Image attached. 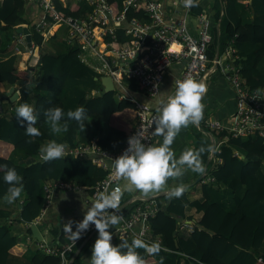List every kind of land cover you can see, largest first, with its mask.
I'll return each instance as SVG.
<instances>
[{
  "label": "trees",
  "instance_id": "obj_1",
  "mask_svg": "<svg viewBox=\"0 0 264 264\" xmlns=\"http://www.w3.org/2000/svg\"><path fill=\"white\" fill-rule=\"evenodd\" d=\"M236 1L223 0L221 30L217 33L213 27L205 51L210 59L223 48L232 47V61L244 83L249 87L264 86V0H250L252 17L247 20L237 13ZM53 2L60 13L82 16L90 9L82 0ZM218 16L217 10L215 18ZM43 17V13L37 17L23 0H0V54L8 52L16 43L14 26L17 24H26L31 41L22 66H17L18 58L14 53L0 58V95L6 86L19 84L16 99L2 102L3 96H0V166L15 168L23 183L20 198L11 204L5 202L9 185L3 179L5 169L0 168V264H16V260L10 258L20 256L27 249L29 243L19 233L29 234V223L39 215L44 205V182L64 179L88 187L81 191L86 195L90 186L106 172L90 157L66 155L63 159L46 163L41 159L40 148L51 140L71 147L93 138L101 149L114 152L135 123L133 102L125 95L118 96L119 90L115 87L102 90L98 79L100 74L80 60L79 45L68 40L66 33L63 32L61 37L62 49H42L43 34L36 22ZM124 17L140 19L145 14L142 7L128 5L124 8ZM114 31L121 40L122 29L116 27ZM56 32L49 37H54ZM20 49L23 50V46ZM121 80L130 92L139 94L141 91L134 78L123 76ZM97 90L99 94H96ZM23 103L36 109L38 118L35 126L40 130V136L25 135V128L18 122L16 108ZM78 106L87 110L84 131L75 121H68V132L57 137L51 134L44 111L61 107L67 113ZM87 125L93 131L90 138L86 135ZM199 125L215 141L227 134L225 130L209 128L203 120ZM29 140L32 142L28 143ZM202 144L210 145L208 134L196 129L194 148L198 149ZM234 150L238 154H234ZM13 152H18L21 157L18 160L11 157ZM206 155H202L203 162ZM213 156L215 161L208 159L203 176L191 185L198 187L199 198L189 200L185 192L181 197L170 200L164 193L153 196L157 207L147 219L148 228L166 249L155 255L137 249L146 264H264V251L258 255L255 251L264 235V139L257 136L228 137L215 147ZM226 194L229 204L222 200ZM189 207L194 208L196 216L185 213ZM183 217L192 218L191 230L176 227L177 219ZM73 219H67V222ZM48 232L54 244L69 238L63 227L58 225H52ZM97 236L89 237L69 264H90L92 245ZM111 243L119 245L121 242L112 237ZM88 247L89 253L82 256ZM58 262V255L45 253L39 248H31L27 258V264Z\"/></svg>",
  "mask_w": 264,
  "mask_h": 264
},
{
  "label": "built area",
  "instance_id": "obj_2",
  "mask_svg": "<svg viewBox=\"0 0 264 264\" xmlns=\"http://www.w3.org/2000/svg\"><path fill=\"white\" fill-rule=\"evenodd\" d=\"M23 1L33 3L41 9L44 17L36 23L37 28L42 30L43 36L63 27L68 40L76 41L79 45L80 60L100 75H108L113 88L123 86L121 80L123 76L131 77L140 85L142 94L150 99L158 94L169 66L174 63L180 65V69L171 79L170 91L154 104L119 90L118 96L125 95L133 102L135 123L132 131L116 151L101 149L93 138L71 147L66 145L67 155L90 157L92 162L106 170L104 175L90 186L89 193L83 198L84 210L73 217L74 222L83 219L96 194L108 187L110 182L109 190L121 186L120 181L114 178V159L127 149L128 138L132 135L141 136L142 142L146 145L152 143L160 101L166 100L175 92L178 80L188 76L202 79L207 72L215 70L221 72L233 89L234 109L227 122L208 119L204 124L212 129L225 130L227 134L224 135V140L228 137L246 136L264 139V86L249 87L244 83L237 65L232 61V47L228 46L226 57L221 58L219 55L210 59L207 57L205 49L212 37L211 21L205 13L198 12L195 32H191L186 20L191 8H185L183 0H171L174 14L168 19L163 18L159 0H82L90 6L89 11L82 16L58 12L53 0ZM128 5L142 7L145 17L125 19L124 8ZM116 27L122 29L121 40H118L114 31ZM233 153L238 154L236 150ZM86 188L88 187L78 186L64 179L44 182L42 190L45 202L41 211L49 207L57 191H82ZM125 202L120 210L123 217L121 223L109 228L112 237H116L119 241L123 237L129 244L135 238H142L149 244L160 243L158 237L150 234L147 222L148 217L153 215L157 207L153 196H133ZM72 227L75 230V224ZM176 227L186 231L191 230L193 220L191 217L179 218ZM95 234L98 235L95 226L90 225L75 242L70 238L51 245L37 242L39 243L37 248L45 253L58 255V264H66L67 260L69 263L72 261L75 245ZM161 249L166 248L161 244Z\"/></svg>",
  "mask_w": 264,
  "mask_h": 264
},
{
  "label": "clouds",
  "instance_id": "obj_3",
  "mask_svg": "<svg viewBox=\"0 0 264 264\" xmlns=\"http://www.w3.org/2000/svg\"><path fill=\"white\" fill-rule=\"evenodd\" d=\"M183 6L188 9L197 7L198 0H183ZM205 92V84L191 76L178 80L175 92L166 100L160 101L159 114L155 120L153 135L163 137L162 142L146 145L142 142L141 136H130L127 149L113 162L115 180H123L126 183L109 190L110 182L108 187L96 194L81 221L69 220L64 223L63 231L74 242L81 238L82 233L86 232L90 225L95 226L98 236L92 245L90 264H146L137 249H144L149 255H155L161 251L159 242L149 244L142 238H135L129 244L121 237V243L113 245L109 228L120 224L123 219L120 210L124 192L137 191L144 197L159 195L163 192L169 200L179 198L188 190V185L179 183L169 188L168 181L179 180L189 170L198 174L204 173L205 165L202 155L212 153L214 151L212 145L202 144L198 149H185L179 157L176 156L172 145L182 128L200 124L203 119L202 97ZM86 111L84 106L68 110L67 113L61 107H52L44 111V116L50 133L60 135L68 132V121H75L81 131H84ZM16 117L25 128V135L29 137L41 135L40 130L35 126L38 117L32 105L20 104L16 108ZM40 152L41 159L46 163L63 159L67 155L66 145L55 140L43 145ZM0 168L5 169L3 179L9 185L4 199L11 204L21 196L22 177L15 168L7 165H2ZM73 224H75V230H73Z\"/></svg>",
  "mask_w": 264,
  "mask_h": 264
},
{
  "label": "crops",
  "instance_id": "obj_4",
  "mask_svg": "<svg viewBox=\"0 0 264 264\" xmlns=\"http://www.w3.org/2000/svg\"><path fill=\"white\" fill-rule=\"evenodd\" d=\"M161 2V9H162V15L163 18L168 19L173 17L174 14V6L171 5V0H159ZM249 2L250 0H237L236 1V8L237 13L241 15L243 19H250L252 17V12L249 8ZM29 6L33 9V12L37 14V17L42 14L41 9L33 4V3H27ZM218 10L219 16L215 18V12ZM198 12L205 13L210 21V31L215 27V30L217 33L221 30L220 25V15L223 12V0H199L197 7H192L188 16H187V24L188 28L191 32H195V23H196V15ZM25 24V23H20ZM26 25V24H25ZM53 28V27H52ZM55 31H53L51 34L53 35ZM59 32V29L57 30L56 34L57 36L61 37L57 33ZM17 36L15 40L14 46L5 54H0V58L5 57L9 53H14L17 55V66L20 67L23 65L24 60L26 59L29 47L26 44V41L24 39V36L21 32H16ZM49 34V35H51ZM48 34L43 36V40H48L49 37ZM23 46L24 50H21L20 47ZM227 48H223L219 52V56L221 58L227 56ZM180 69V65L177 63L171 64L167 71L165 72L163 76V80L160 86V90L156 96L151 97L150 99H147L142 92L140 91L139 94H134L133 92H130L126 89L125 84L123 83L122 87L114 86L118 90L122 91L124 94L125 92H128L131 96L141 99V100H147L151 104H154L156 101L163 99L167 93L170 91L171 88V79L175 75V73ZM197 81H202L206 86V92L203 95V104H204V111H203V123L208 119H216L220 120L222 122H227L232 114V111L234 109V97H233V89L231 87V84L229 81L221 74L219 71H211L207 72L205 77L202 79H196ZM101 85V83H100ZM19 84L14 83L12 85L6 86V90L3 93V96L1 98L2 102H5L8 100H14L19 96V90H18ZM102 87V85H101ZM11 88V89H9ZM134 121V120H133ZM201 127L200 125H189L187 128H182L180 133L175 138V141L172 145L173 150L176 153V156L179 157L181 152L188 148H194V139L196 138V129L201 131L202 133H206V131L199 129ZM50 130V129H49ZM225 134V133H224ZM224 134L223 137L219 138L215 141L214 137L212 135H208L209 142L211 145V141L213 142V147L218 146L219 142L224 140ZM86 135L87 138L93 136L92 129L87 125L86 128ZM58 136V135H57ZM163 137L154 136L151 144H156L157 142H162ZM11 157L15 159H19L21 155L18 152L11 153ZM212 160L215 161V157L212 153H207L206 158L204 160V163L206 160ZM206 167V166H205ZM205 172V171H204ZM198 173L192 172V171H186L183 177H181L179 180H169L168 186L169 188L176 186L179 183H183L185 185H188V190L185 192L186 196L189 200L194 198L200 197V191L198 187L191 186L193 184L194 179L198 176ZM193 178V180L189 181V179ZM126 183V181L120 180V185L123 186ZM163 193V192H162ZM161 193V194H162ZM86 195H84L81 191H72L71 193H68L67 191H57L54 194L55 201L52 202L49 207L47 206L42 210L38 217H36L31 222H34L35 226L37 227V230L40 234V238L36 239L31 232L28 233H19L21 234V237L24 238V240L29 243L27 249L20 255L17 256L16 264H27V258L30 256V252H28L29 246L33 248H37V245L41 242L46 245H51L53 243L50 238L51 234L48 232V229L52 227V225H58L60 227L64 226V223L67 222V219H70L74 217L76 214L81 213L84 210L83 205V198ZM133 196H141L144 197L141 193L137 191L133 192H124L122 197V203L125 201H128ZM155 196V195H153ZM151 197V196H149ZM222 200L225 201V203L229 204V196L226 194V196L222 197ZM2 200L0 199V202ZM185 213L191 216H196V213L194 211L193 207L187 208L185 210ZM42 216H44V221L42 220ZM26 225V224H25ZM24 226V224H23ZM29 227V225H28ZM87 238H85L84 242ZM82 241V240H81ZM80 241V243H81ZM83 242V243H84ZM80 245V244H79ZM79 245L76 246L74 253H76L80 247ZM79 247V248H78ZM90 247L86 249L85 254L89 253ZM257 255L264 251V235L261 240L260 245L255 249ZM68 264L69 261H66Z\"/></svg>",
  "mask_w": 264,
  "mask_h": 264
},
{
  "label": "water",
  "instance_id": "obj_5",
  "mask_svg": "<svg viewBox=\"0 0 264 264\" xmlns=\"http://www.w3.org/2000/svg\"><path fill=\"white\" fill-rule=\"evenodd\" d=\"M14 31H15V32H21V33L23 34V36H24V39H25V41H26V44H27L28 46L31 45V41H30V31H29V28H28L25 24H17V25H15V26H14ZM98 79H99V81H100V83H101V85H102V90H103V91H107V90H111V89H113V83H112V81H111V79H110V77H109L108 75H99V76H98ZM9 89H11V88H9ZM99 92H100V91L97 90V91H96V94H99ZM199 129L206 131L203 127H199ZM206 133H207L208 135H211L208 131H206ZM211 145L213 146V142H212V141H211ZM206 163H207V160H206L205 163H204L205 166H206ZM203 174H204V173H203ZM203 174H199V175L194 179V181H197V180L201 179V177L203 176ZM124 204H126V202L123 203V204L121 205V207H122ZM29 230H30L31 234H32L36 239H39V238H40V234H39V232H38V230H37V227L35 226L34 222H30V223H29ZM84 240H85V238L81 241L79 247L83 244ZM79 247H78V248H79Z\"/></svg>",
  "mask_w": 264,
  "mask_h": 264
},
{
  "label": "rangeland",
  "instance_id": "obj_6",
  "mask_svg": "<svg viewBox=\"0 0 264 264\" xmlns=\"http://www.w3.org/2000/svg\"><path fill=\"white\" fill-rule=\"evenodd\" d=\"M58 29H59V32L57 34L60 35L61 37H63V34L65 33L64 28L59 27ZM61 37L55 35L54 37L49 38L48 40L44 41L42 43V49L46 50V51H57V50L62 49L64 47V44H63V42H61ZM23 50H24V47H23ZM97 85H99V84L97 83ZM56 137H57V135H56ZM21 195H22V193H21ZM54 201H55V197L53 196L52 202H54ZM30 250H31V247L29 246L28 252H30ZM85 255H86L85 253L82 254V256H85ZM16 256L17 255H15L13 258H10V260H16L18 258Z\"/></svg>",
  "mask_w": 264,
  "mask_h": 264
}]
</instances>
